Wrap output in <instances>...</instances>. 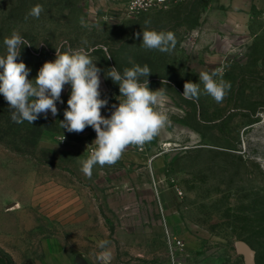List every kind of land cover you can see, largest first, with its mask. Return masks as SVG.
I'll return each mask as SVG.
<instances>
[{"label": "rangeland", "instance_id": "1", "mask_svg": "<svg viewBox=\"0 0 264 264\" xmlns=\"http://www.w3.org/2000/svg\"><path fill=\"white\" fill-rule=\"evenodd\" d=\"M127 1L0 0V55L4 38L19 32L32 44L17 60L30 69L29 80L56 59V49L82 47L101 69L108 118L120 99L110 68L122 74L148 65L150 90H166L161 107L170 121L115 165L95 166L90 179L80 161L95 131L60 127L70 85L36 145L16 149L14 132L3 136L4 129L0 254L8 264H101L98 242L105 239L112 264H171L167 230L186 243L180 264H245L237 239L256 258L264 255V0H183L139 17L125 13ZM37 4L44 9L38 19L28 15ZM146 27L173 32L174 49H145ZM216 69L231 83L222 103L199 81L201 71ZM186 82L200 85L198 99H185Z\"/></svg>", "mask_w": 264, "mask_h": 264}, {"label": "clouds", "instance_id": "2", "mask_svg": "<svg viewBox=\"0 0 264 264\" xmlns=\"http://www.w3.org/2000/svg\"><path fill=\"white\" fill-rule=\"evenodd\" d=\"M44 11L40 4L35 5L29 16L39 18ZM27 19V17H26ZM81 25L87 27L83 18ZM150 22L145 21V25ZM137 37L140 33L136 34ZM142 46L148 50L170 53L176 44L175 34L171 31H156L147 27L142 31ZM5 54L0 55V94L11 110V119L15 123L27 121L33 124L43 114L47 118L58 114L56 102L60 101L65 85L71 86L67 109L60 127L69 133H82L87 127L93 128L96 138L91 144L89 155L80 161L81 171L91 178L95 166L115 165L129 146H143L151 141L165 127L169 117L162 110L167 99L166 90H150L148 76L152 73L148 65L136 64L125 68L123 73L110 68L107 77L119 85L118 106H113L110 117L101 114L108 101L101 99L100 73L89 51L84 48L59 51L56 59L45 62L34 80H29L30 69L23 62H17L22 46H32L19 32L13 31L3 40ZM108 58H111L109 56ZM131 62V61H130ZM142 77H147L141 80ZM199 81L203 92L216 103H222L231 89V83L223 79V69L211 73L201 71ZM200 85L186 82L183 96L185 99H198ZM62 102V101H61ZM65 137L63 135L62 140ZM110 241L100 240L97 259L102 264H110L112 253Z\"/></svg>", "mask_w": 264, "mask_h": 264}, {"label": "trees", "instance_id": "3", "mask_svg": "<svg viewBox=\"0 0 264 264\" xmlns=\"http://www.w3.org/2000/svg\"><path fill=\"white\" fill-rule=\"evenodd\" d=\"M27 52V54L32 57V54H30L29 51ZM18 59H20V57H17V60ZM48 121V118H45V116L41 114L38 119L33 122V124H29L27 121L19 124L13 122L11 119V110L9 109V105L7 101H5L3 95L0 94V136L1 132H4V129L6 132H8V134L4 132L3 136H8L9 132L11 131L14 132V136L10 142L16 149H19V144L20 146L21 144L27 143L36 145L44 130L48 129L46 125ZM256 121H259V119L257 118ZM257 263L264 264V255L259 251L257 253ZM0 264H8V262L3 256H1V254Z\"/></svg>", "mask_w": 264, "mask_h": 264}, {"label": "built area", "instance_id": "4", "mask_svg": "<svg viewBox=\"0 0 264 264\" xmlns=\"http://www.w3.org/2000/svg\"><path fill=\"white\" fill-rule=\"evenodd\" d=\"M181 1L183 0H128L125 5V13L130 17H139ZM90 149L91 147H89V151ZM166 242L171 264H180L179 257L186 249L185 241L167 230Z\"/></svg>", "mask_w": 264, "mask_h": 264}, {"label": "water", "instance_id": "5", "mask_svg": "<svg viewBox=\"0 0 264 264\" xmlns=\"http://www.w3.org/2000/svg\"><path fill=\"white\" fill-rule=\"evenodd\" d=\"M234 247L236 252L243 257L245 264H258L256 258V249L247 240H235Z\"/></svg>", "mask_w": 264, "mask_h": 264}, {"label": "crops", "instance_id": "6", "mask_svg": "<svg viewBox=\"0 0 264 264\" xmlns=\"http://www.w3.org/2000/svg\"><path fill=\"white\" fill-rule=\"evenodd\" d=\"M77 260H79V261H77ZM76 262H77L78 264H83V263H82V259H79V258L76 259ZM101 264H102V263H101ZM110 264H112L111 261H110Z\"/></svg>", "mask_w": 264, "mask_h": 264}]
</instances>
